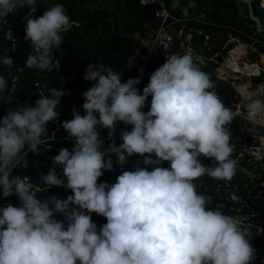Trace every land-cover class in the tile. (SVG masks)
Returning a JSON list of instances; mask_svg holds the SVG:
<instances>
[{
	"label": "clouds",
	"instance_id": "obj_1",
	"mask_svg": "<svg viewBox=\"0 0 264 264\" xmlns=\"http://www.w3.org/2000/svg\"><path fill=\"white\" fill-rule=\"evenodd\" d=\"M36 3L0 0V26L7 14L30 6L24 39L32 50L25 64L59 69L53 51L73 22L63 3L44 7L42 15L32 18ZM170 6L187 16L191 5L171 0ZM6 33L14 39L10 30ZM0 64L11 67L14 62L5 55ZM120 75L110 64L90 62L83 79L96 82L81 93L84 114L73 109L72 118L60 124L75 143L52 157L53 167L41 174L46 187L40 191L63 186L71 189L66 198L38 199L28 177L12 175L16 166L27 165L28 150L35 152L54 138L44 137L47 122L58 116L56 109L66 94L62 88H50L47 95L40 91L34 106L9 108L0 117V196L14 195L19 201L18 206H0V264H251L257 255L252 226L209 207L196 181L203 176L230 181L236 174L227 126L243 115L264 128V83L239 93L242 112L225 106L190 49L166 54L142 90L135 87L140 77L121 82ZM7 87L0 75V94ZM149 96L148 110L143 111ZM118 121L131 129H121L122 143L102 146L98 128L108 129L112 140ZM139 156L144 165L168 161L169 166L135 167L114 183H98L102 170H112L114 162L123 166ZM201 156L210 158L211 166L204 165ZM55 166H62V177ZM57 212L64 220L55 217ZM92 212L106 218L99 228ZM261 231L257 225L255 235Z\"/></svg>",
	"mask_w": 264,
	"mask_h": 264
},
{
	"label": "trees",
	"instance_id": "obj_2",
	"mask_svg": "<svg viewBox=\"0 0 264 264\" xmlns=\"http://www.w3.org/2000/svg\"><path fill=\"white\" fill-rule=\"evenodd\" d=\"M114 5L113 8L102 6L100 8L89 9L85 6L84 0H48L47 3H42L36 6V11L31 13L33 18H37L43 14L44 7H48L54 3H63L66 13L73 22L69 31L62 33L63 39L58 49H54L53 57L58 61L61 67L59 69L41 70L35 67H28L25 60L31 52V45L28 40L24 39L26 14L29 13L30 6L24 5L20 7L14 14L6 15V23L0 26V57L8 55L12 58L14 64L9 67L0 64V75L6 78L8 87L0 99V117L4 116L9 108L17 106L33 105L38 99L40 91L47 95L50 88H62L66 93L60 99V104L56 111L58 116L54 121L47 122L48 133L44 137L48 139L53 134L55 140L51 139L47 145H38V150L33 152L28 150L25 156L27 161L26 166H16L13 169L12 175H20L28 177L37 190L36 196L38 199H45L52 196L63 199L67 195L72 194L71 189L63 186H49L42 184L41 174H47L50 168L53 167L52 157L58 154L59 149L66 147L71 150L75 141L63 135V128L60 126L62 121L69 120L73 114V109L84 114L82 104L84 98L81 93L86 91L96 81H87L83 79L85 69L90 62H104L110 64L113 71L121 73V82H124L129 77L134 78V71L128 64V57L139 46L146 42H140L133 36L135 31L144 34L146 31H153L157 27V19L154 16L153 4H142L140 0H109ZM198 4L199 0H194ZM210 6H216V3L209 0ZM219 3L226 9V13L219 15L218 9L209 10L208 7H200L207 15V23L189 22L186 30L194 28L204 30L205 34L213 32L228 31L232 36L238 38L241 42L249 43L246 34L252 30L248 29L237 16V10L231 2ZM258 0H253L254 7ZM166 6L172 14L178 17H187L195 15L198 12L197 7H188V14L185 16L181 8H171V0H165ZM182 6H188L186 0H181ZM233 6V11L230 12L229 7ZM254 15H260L254 10ZM7 25H10L8 28ZM143 27V29H141ZM7 29H10L11 36L7 37ZM264 38V37H263ZM204 34L194 32L191 37V46L199 50L202 46ZM224 38L209 50L203 48V52L207 56H212L219 51V46L222 45ZM232 47L227 46V49ZM176 49V48H175ZM259 50L264 53V46H260ZM173 50L171 53H174ZM180 50L179 53H183ZM170 53V54H171ZM216 60H221L220 55L215 56ZM257 61V58L254 59ZM216 63L213 60H206L201 67L206 71L210 78L214 81L216 91L223 99L224 104L228 103V99L233 95L234 88L224 80L217 78L213 74V68ZM253 85L264 83V70L259 74L251 76ZM148 83V79H141L137 84V89L142 90ZM146 105L143 111H146ZM239 118H235L230 125L229 131L236 138V141L231 142L234 146L237 143H243L247 147H258L259 141L255 136L244 135L240 129ZM121 129L130 130L131 125H126L123 122H116L112 140L107 137L108 129L102 128L99 130V137L103 140V145L106 147L114 141L116 144L122 142L120 139ZM232 154L236 156L237 149ZM148 155V154H144ZM155 159L154 154H152ZM249 157L244 154V157L237 161L236 174L230 181L217 180L208 176H203L196 181L197 191L206 195L209 198V207H219L224 212L234 215L243 216L244 222L252 226V245L256 249L257 255L251 264H264V231L255 235L256 226L264 229V167L257 164L254 167L250 162L246 161ZM201 162L206 166H211V159L201 156ZM143 156L131 157L123 166L113 164L112 170H102L103 175L98 178V183L107 181L114 183L116 177L125 170H134L135 167H144L152 170L153 167H168L169 162L163 161L159 165H144L141 161ZM245 170V172H243ZM55 171L58 176L62 177V166H55ZM228 183V184H227ZM231 193L239 197L236 201L231 198ZM11 203L18 206L19 201L14 195L8 197L0 196V206ZM59 220H64L61 213H54ZM91 217L97 226L106 222V218L102 215L91 213Z\"/></svg>",
	"mask_w": 264,
	"mask_h": 264
},
{
	"label": "rangeland",
	"instance_id": "obj_3",
	"mask_svg": "<svg viewBox=\"0 0 264 264\" xmlns=\"http://www.w3.org/2000/svg\"><path fill=\"white\" fill-rule=\"evenodd\" d=\"M216 3V6H210L209 0H199L198 4L195 3L194 0H186L187 5H191L193 7H197L199 10L198 12H202L204 14V19H207V15L205 12L198 7H208L211 11L214 8L218 9L219 15H223L226 13V9L222 6H219V3L227 2L228 0H212ZM48 0H44V3H47ZM235 4L237 10V16L243 22V24L250 30H252L249 34H246L247 38L250 40L249 43L241 42L238 38L234 37L228 31H219L213 32L211 34H205L204 30H198L194 28H190L186 33V38L189 36L192 37L194 32L204 34V40L202 46H199V50L195 49L194 47L191 48V51L194 55V58L197 60L199 66L201 67L202 63L206 60H213L216 63V66L213 68V74L225 82L229 83L230 86L234 88L233 95L228 99V103L225 104L226 107H234L240 109L242 112L243 109V101L239 97V93L244 88L255 89L258 85H253L251 82V76L254 75L251 72H246V67L249 65L252 66V69L255 65V69H257V73L259 74L262 70H264V53H262L259 48L260 46H264V3L263 0H258L257 5L254 7V4H247L243 3L242 0H231ZM43 0H37L36 6L42 4ZM84 4L89 9L100 8L102 6H106L108 8H113L114 5L111 4L109 0H84ZM214 7V8H213ZM256 11L260 17L254 19L253 11ZM197 12V13H198ZM249 12H252L254 16H250ZM196 13V14H197ZM256 17V16H255ZM33 18V16H32ZM208 20V19H207ZM257 23L260 25L257 26ZM202 26V24H200ZM10 28V25H7ZM10 29H7L8 32ZM133 36L138 39L140 42L149 41L152 37V31H146L144 34H140L139 32L135 31ZM7 37L9 35L7 34ZM224 38V41L221 46H219V51H217L212 56H207L205 52H203V48L209 50L213 47V45L218 46V42ZM231 45L232 47L227 49V46ZM186 49V48H185ZM241 50V51H240ZM174 53H179V51L175 50ZM220 55L221 60H216L215 56ZM257 58V61L254 59ZM160 61L159 67L163 62ZM235 63V64H234ZM258 66V68H257ZM244 67V68H243ZM231 68V69H230ZM235 70V71H234ZM239 71V72H238ZM242 85V86H241ZM151 97L149 96L146 99L145 105L147 107L146 111L148 110L150 104ZM24 106V104H20ZM73 116V114H72ZM70 117V119L72 118ZM239 118L238 123H240V129L244 133V135L255 136L259 141L258 147H247L243 143H237L234 146L237 149V154L234 157L237 161L244 157V154H247L249 157L246 158L247 162H250L254 167L257 164H261L262 168L264 167V128L253 126L250 122H248L243 115L237 116ZM229 127V126H227ZM103 127L98 128V131L101 130ZM63 135L68 137L66 130L63 129ZM231 133V142L236 141V138ZM54 137L53 140H55ZM122 143V142H121ZM233 152V153H234ZM245 172V170H243ZM228 184V183H227ZM231 198L238 201L240 200L239 197L235 196L231 193ZM239 217L243 218V216ZM100 224L98 225L99 228Z\"/></svg>",
	"mask_w": 264,
	"mask_h": 264
},
{
	"label": "built area",
	"instance_id": "obj_4",
	"mask_svg": "<svg viewBox=\"0 0 264 264\" xmlns=\"http://www.w3.org/2000/svg\"><path fill=\"white\" fill-rule=\"evenodd\" d=\"M140 2L154 5V16L158 22L150 40L139 45L128 57V63L130 61L129 65L134 71V78L140 77L141 80L149 79L160 61L165 60L166 54H170L173 50H191V36L186 38L187 23L193 21L203 24L207 23V19H204L202 12L187 17H178L172 14L165 0H140ZM135 87L137 88V85Z\"/></svg>",
	"mask_w": 264,
	"mask_h": 264
},
{
	"label": "water",
	"instance_id": "obj_5",
	"mask_svg": "<svg viewBox=\"0 0 264 264\" xmlns=\"http://www.w3.org/2000/svg\"><path fill=\"white\" fill-rule=\"evenodd\" d=\"M242 2H243V3H247V4H251V3L253 2V0H242ZM249 15H250V16H254L252 12H249ZM256 18H257V16H256V17L254 16V19H256ZM259 25H260V24L257 23V26H259ZM141 29H143V27H141ZM251 71H252V66H251V65H248V66L246 67V72H251Z\"/></svg>",
	"mask_w": 264,
	"mask_h": 264
},
{
	"label": "bare ground",
	"instance_id": "obj_6",
	"mask_svg": "<svg viewBox=\"0 0 264 264\" xmlns=\"http://www.w3.org/2000/svg\"><path fill=\"white\" fill-rule=\"evenodd\" d=\"M263 3H264V0H263ZM264 6V5H263ZM257 19V18H256ZM264 26V25H263ZM241 51V50H240ZM235 64V63H234ZM249 65V64H248ZM244 68V67H243ZM257 68H258V66H257ZM231 69V68H230ZM235 71V70H234ZM239 72V71H238ZM256 74L257 73V69H255V65H254V67H253V69H252V74ZM242 86V85H241Z\"/></svg>",
	"mask_w": 264,
	"mask_h": 264
},
{
	"label": "flooded vegetation",
	"instance_id": "obj_7",
	"mask_svg": "<svg viewBox=\"0 0 264 264\" xmlns=\"http://www.w3.org/2000/svg\"><path fill=\"white\" fill-rule=\"evenodd\" d=\"M230 4H231V2H229ZM233 3V2H232ZM234 4V3H233ZM235 6V5H234ZM229 10H230V12H232L233 11V6H230L229 7Z\"/></svg>",
	"mask_w": 264,
	"mask_h": 264
}]
</instances>
